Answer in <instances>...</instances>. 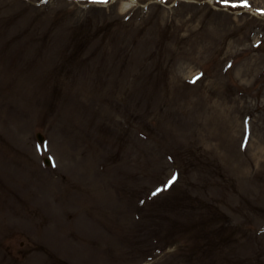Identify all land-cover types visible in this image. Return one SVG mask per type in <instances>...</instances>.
I'll use <instances>...</instances> for the list:
<instances>
[{
	"label": "rangeland",
	"instance_id": "1",
	"mask_svg": "<svg viewBox=\"0 0 264 264\" xmlns=\"http://www.w3.org/2000/svg\"><path fill=\"white\" fill-rule=\"evenodd\" d=\"M0 264H264V0H0Z\"/></svg>",
	"mask_w": 264,
	"mask_h": 264
},
{
	"label": "water",
	"instance_id": "2",
	"mask_svg": "<svg viewBox=\"0 0 264 264\" xmlns=\"http://www.w3.org/2000/svg\"><path fill=\"white\" fill-rule=\"evenodd\" d=\"M38 136V138L41 140L42 139V137L40 136V135H37Z\"/></svg>",
	"mask_w": 264,
	"mask_h": 264
},
{
	"label": "bare ground",
	"instance_id": "3",
	"mask_svg": "<svg viewBox=\"0 0 264 264\" xmlns=\"http://www.w3.org/2000/svg\"><path fill=\"white\" fill-rule=\"evenodd\" d=\"M126 7V6H125Z\"/></svg>",
	"mask_w": 264,
	"mask_h": 264
}]
</instances>
